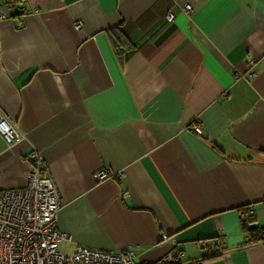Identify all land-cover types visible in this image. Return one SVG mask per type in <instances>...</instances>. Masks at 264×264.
<instances>
[{
  "label": "crops",
  "instance_id": "crops-1",
  "mask_svg": "<svg viewBox=\"0 0 264 264\" xmlns=\"http://www.w3.org/2000/svg\"><path fill=\"white\" fill-rule=\"evenodd\" d=\"M0 6V108L22 134L9 145L0 133V195L26 185L38 152L68 252L156 262L175 240L181 264H264L250 230L264 229V0Z\"/></svg>",
  "mask_w": 264,
  "mask_h": 264
},
{
  "label": "built area",
  "instance_id": "built-area-1",
  "mask_svg": "<svg viewBox=\"0 0 264 264\" xmlns=\"http://www.w3.org/2000/svg\"><path fill=\"white\" fill-rule=\"evenodd\" d=\"M192 9L191 3L185 4L184 10ZM0 12L2 16L7 13L3 6H0ZM166 19L172 21L174 13H167ZM0 133L9 145L22 137L1 108ZM28 158L32 167L27 172L26 185L6 189L0 195V264L183 263V252L177 248L175 240L173 248L156 262L138 263L136 251L132 248L117 251L78 244L71 252L66 251L64 243L72 241L73 237L58 227L61 199L49 163L38 152L30 153ZM120 176L124 173L121 172ZM94 177L101 181L114 175L100 170ZM162 238L168 239V235L163 233Z\"/></svg>",
  "mask_w": 264,
  "mask_h": 264
},
{
  "label": "trees",
  "instance_id": "trees-1",
  "mask_svg": "<svg viewBox=\"0 0 264 264\" xmlns=\"http://www.w3.org/2000/svg\"><path fill=\"white\" fill-rule=\"evenodd\" d=\"M16 13H18V12H16ZM110 32H111V35L113 38V43H114L115 50L117 51V54H120L121 50L124 49V47L127 48L130 46L129 45L130 41L126 37V35L124 34L122 27H120V26L114 27V28L110 29ZM249 222L252 223L253 221L250 220ZM250 230L252 233L256 232V235H255L254 240L252 242H264V239H262L263 235H264V229L263 228L251 227ZM220 254H221V252H219L217 254L205 256L201 259V261H209V260L215 259Z\"/></svg>",
  "mask_w": 264,
  "mask_h": 264
}]
</instances>
